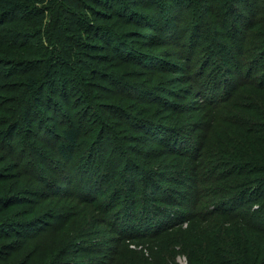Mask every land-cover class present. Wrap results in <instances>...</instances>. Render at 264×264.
<instances>
[{
    "label": "rangeland",
    "instance_id": "obj_1",
    "mask_svg": "<svg viewBox=\"0 0 264 264\" xmlns=\"http://www.w3.org/2000/svg\"><path fill=\"white\" fill-rule=\"evenodd\" d=\"M238 2L136 0L122 8L79 0L65 16L62 0H53L36 14L24 6L0 16V130L20 127L0 139V264L141 262L158 233L139 238L131 223L140 210L148 220L147 210L175 199L189 204L177 195L200 185L203 196L219 199L227 192L220 195L215 176H258L264 186L263 92L257 100L228 96L222 102L230 109L214 112L217 102L200 90L208 72L220 78L240 49L264 55V0ZM238 83L217 88L213 100L221 103ZM69 123L82 133L66 161L56 144ZM184 164L194 168L185 177ZM257 203L264 191L249 205ZM187 219L165 234L177 264H189L175 241L188 244Z\"/></svg>",
    "mask_w": 264,
    "mask_h": 264
},
{
    "label": "trees",
    "instance_id": "obj_2",
    "mask_svg": "<svg viewBox=\"0 0 264 264\" xmlns=\"http://www.w3.org/2000/svg\"><path fill=\"white\" fill-rule=\"evenodd\" d=\"M78 1L79 0H62L63 8L60 7L62 9V14L66 16L69 11V7L77 6L79 4ZM106 1L107 0H104V2ZM114 1H116L117 4L122 3L121 7L126 8V3H132L136 0ZM237 1H239L238 3L242 7V2L247 0ZM48 2L52 3L53 0H0V16H9L14 14L20 9H23L24 6V12L26 14H36L40 9V5ZM131 12L132 10L128 9V13ZM35 16L36 15H34V17ZM36 19L37 22L42 21V18L36 17ZM258 50L260 49H240V51H238L237 61L234 62V58L232 61H229V66L225 67L228 71L223 74L221 73L220 78H217V74H215L213 78L209 77V73L211 72H208L207 76L209 78L205 77L200 83V90L202 91L204 97H208L209 101L212 103L217 102V105L214 106V108H216L212 109V111L216 112L219 108L221 110L222 108L223 110H229L231 106L229 105L225 107L224 105H226V103L222 102L228 96V99H230V96H235V100H238L240 95H245L253 98V100H257L259 96H261L258 94L263 92L264 95V75H261L260 77L257 76V72L263 68L260 60L262 57H264V55L258 54ZM215 67L217 68V66ZM228 77L232 82L234 80H239V83L237 85L234 84L235 86L231 89V91L220 98L221 103H218L219 100H213L215 91L219 87H221L222 91H225L227 89L225 83L232 84ZM28 79L30 80V85L34 86L36 84L34 77H28ZM245 88L250 89V91L254 93L250 92V95L244 93L242 90ZM239 89L241 90L239 91ZM208 92L210 93L207 95ZM19 128V125L15 122L11 124L9 123L7 128L0 130V139L11 137L13 134L18 132ZM246 130L249 131L250 129L246 128ZM60 132L62 135V141L56 144V150L64 160L70 161L77 149L78 140L82 133L81 127L77 124L69 123L64 126ZM171 140V142H174L176 138L171 137ZM230 149L228 152H230ZM231 150L233 151V149ZM227 162H229V159H227ZM249 166L252 167L254 165ZM193 169L194 168L189 167L187 164H184L183 168L179 170H182V176L185 177V175L187 173H191V170ZM256 171L257 169H254V172ZM198 174L200 176L199 171ZM259 178L262 177L257 176L256 178L245 180L241 179L238 181L232 177H229V179L225 182L219 177L215 176V180L211 182H219L221 190L220 195L223 194V192H227L225 195L223 194V196L218 197L219 199L213 198L214 195H212V197H208L207 195V198L206 196H203L205 194H202V185H200L201 188L196 187L185 196L177 195L181 196L182 199H187L189 204H187V202L184 200L181 201L180 199H175L174 205L169 203L168 206H170V208L159 206L158 208L151 209L149 212L147 210V215L150 216L148 218L149 221L145 218V215H143L144 213L140 210L139 215L133 219L131 225L133 224L134 229L138 227L134 231L138 230V232H140L141 235H139V238L153 236L158 233L157 237L153 240L151 254L159 252V256L162 254V258L157 256L158 260L156 257L153 259V255L150 254L149 256L143 257L141 262L135 261L132 264H170V261L172 262L171 258H173L174 255H171L169 249L170 238H168L169 236L165 234L173 233L174 231H177V229L179 230V226L184 221L182 219H186L187 217L188 224L187 227L184 228L183 237H189L190 240L187 238L188 244L185 243L186 241H175L178 244L180 243L182 247L181 250L186 252L189 264H264V203H257L254 204V206L249 205L250 201L255 200L259 195H261L262 191H264V189H260L264 186H262V179ZM253 179L256 181V183H253L252 186H248L249 183L251 184ZM193 181L194 179L192 182ZM257 182L260 183L261 187L258 186ZM183 183L185 182L183 181ZM186 184L187 183H185V185ZM253 186L257 187V189H255ZM158 189L156 191H158ZM229 189L230 191H228ZM169 196L170 195L167 197ZM167 197H164V202L168 203ZM157 198L155 199L156 203L157 201H159L158 203H163L160 202L163 201V198ZM3 199L4 197H0V200ZM205 199H211L208 208L204 204H200L201 201L203 202ZM190 211L195 212L190 214ZM197 211H200V213ZM141 215H143V217ZM229 222L235 226H238L237 229L234 230L233 227L228 226ZM149 228L155 229H153L151 233L146 234V229ZM160 240L168 241V244L164 245V248L168 247L167 250H162L164 248L159 243ZM154 246H156V251H154ZM133 253L137 254L136 251ZM139 255L136 257H139ZM74 262L75 261L65 259L59 263L51 264H74ZM37 264L49 263H41L40 261ZM172 264L177 263L172 262Z\"/></svg>",
    "mask_w": 264,
    "mask_h": 264
}]
</instances>
